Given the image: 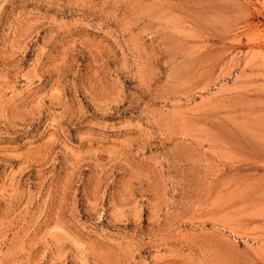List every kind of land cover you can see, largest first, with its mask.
<instances>
[{"label": "rangeland", "instance_id": "1", "mask_svg": "<svg viewBox=\"0 0 264 264\" xmlns=\"http://www.w3.org/2000/svg\"><path fill=\"white\" fill-rule=\"evenodd\" d=\"M0 264H264V0H0Z\"/></svg>", "mask_w": 264, "mask_h": 264}]
</instances>
